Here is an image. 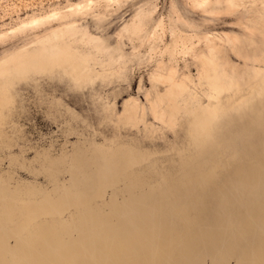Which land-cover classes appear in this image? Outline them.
<instances>
[{
	"label": "rangeland",
	"instance_id": "obj_1",
	"mask_svg": "<svg viewBox=\"0 0 264 264\" xmlns=\"http://www.w3.org/2000/svg\"><path fill=\"white\" fill-rule=\"evenodd\" d=\"M114 255L264 264V0H0V264Z\"/></svg>",
	"mask_w": 264,
	"mask_h": 264
},
{
	"label": "bare ground",
	"instance_id": "obj_2",
	"mask_svg": "<svg viewBox=\"0 0 264 264\" xmlns=\"http://www.w3.org/2000/svg\"><path fill=\"white\" fill-rule=\"evenodd\" d=\"M43 20H40L39 22H42ZM35 23H38L37 21L35 22ZM32 24H34V23H32ZM30 25V24H29ZM127 243L129 244L130 242L129 241H127ZM147 246V245H146ZM133 252V251H132ZM134 256V252H133V254H132V257ZM135 257H138V255H135ZM153 258H156L157 259V257H153ZM144 260H146V259H144ZM113 263L112 264H126V262H125V260H123V261H120V259H117L116 258V255H114L113 256ZM49 264H53V262H50Z\"/></svg>",
	"mask_w": 264,
	"mask_h": 264
}]
</instances>
